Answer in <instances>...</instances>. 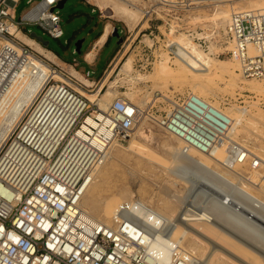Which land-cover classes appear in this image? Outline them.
<instances>
[{
  "label": "built area",
  "instance_id": "built-area-1",
  "mask_svg": "<svg viewBox=\"0 0 264 264\" xmlns=\"http://www.w3.org/2000/svg\"><path fill=\"white\" fill-rule=\"evenodd\" d=\"M60 1L41 0L18 19L16 7L20 0H0V37L14 40L27 52L28 48L10 28L30 35L25 24H38L51 37L61 39L64 31L57 8ZM87 1L93 11H102L92 0ZM187 1L128 2L141 11L148 23L132 38L134 42L141 36L135 61L140 73L150 72L160 56L148 40L169 39L165 54L169 60H179V43L167 38L162 27L170 25L171 33L181 25L162 17L160 9L182 11ZM193 2L189 0L190 4ZM157 30L160 32L155 34ZM215 31L220 44L217 55L237 61L244 77L264 80V8L233 11ZM125 32L123 29L120 47L128 39L123 37ZM190 35L201 47L209 37ZM2 57L0 49V65L4 66L6 57ZM51 67L67 80L48 82L39 91L0 150V264H205L175 241L168 258L164 257L155 245L158 234L149 219L151 209L140 201L123 203L110 224L89 217L81 202L94 172L108 160L113 146L124 145L131 138L135 125L146 116L181 140L185 152L194 149L210 154L223 145L224 164H247L261 173L259 181L264 178L263 157L233 142L232 118L193 92L156 94L144 108L116 96L102 107L101 93L91 101L72 83L88 91L94 90L93 85L89 87L61 67ZM156 102L164 107H157ZM155 107L162 112L158 118L153 115ZM203 199L211 204L209 194L191 189L188 208L199 211L209 207L201 205Z\"/></svg>",
  "mask_w": 264,
  "mask_h": 264
},
{
  "label": "rangeland",
  "instance_id": "rangeland-1",
  "mask_svg": "<svg viewBox=\"0 0 264 264\" xmlns=\"http://www.w3.org/2000/svg\"><path fill=\"white\" fill-rule=\"evenodd\" d=\"M39 1L41 0H20L16 7L17 18H22L23 14L33 4H36ZM192 1L194 2L190 4L188 0L184 6L185 9L182 11H167L165 9H160L162 17L170 18L174 22H178L181 25L179 28H175L176 31L173 30L171 33L170 25H167L166 28L163 26L162 32L166 34L165 36H167V38L169 37L170 39L177 41V43L180 41L190 43L191 41L197 49L199 48L200 50L208 53L213 62L218 63V60L226 62L222 63L224 65L221 69H218L222 71H218L215 76L209 77L201 86H194L195 81L192 83L191 81L184 82V80H182L181 82V80H179L178 82V79L174 80L170 78L166 79L167 81H164V79H158L155 76V69L159 64L165 63L167 68H171L170 70L174 73L179 70V61L174 62L169 60L168 56L165 54L166 46L170 40L164 39L163 37L154 41L148 40V44L152 45V50L155 51L157 55L160 54V56H157V61L155 62L153 69L146 73H140L138 71L135 61H137V47L140 44L138 40H141V36H139L138 40L134 42H132V38L137 35L139 28L147 27L148 23L145 22L146 17H143L141 11L132 4L128 3H132L134 0H92L94 3L98 2L108 6L102 11L98 8H96V11H93L94 7L87 0H67L63 8H58L62 19L61 25L64 31V36L61 39L51 37L38 24H25V28L29 33L34 32L38 36L43 37L45 41H49V47L54 52L72 62L74 58L81 59L90 49L94 40L101 35L105 26L109 25V35L111 38L100 54L99 64L96 71L92 72L88 65L84 62H81L79 66V69L83 74L90 71L91 78H94L100 74L103 66L111 58V56L114 55L113 62L108 70L98 76L102 79L106 78V83L109 85V89L104 88L100 92V101L103 104L101 106H104L105 103H110L116 96H122L139 106H143L144 108L148 103L153 102L156 94L162 96V94L171 95L172 93H184L190 91L204 97L212 104L221 107L223 111L232 118L233 122L231 131L237 130V133L234 132V135L236 136L235 139L249 149H252L254 153L264 158V80L246 79L242 76L236 81L231 79L229 73L231 72L230 70H232L231 65L235 66L233 69L240 73L239 66L238 63L230 57L217 55L220 52V44L217 43L218 34L217 31H215V28H221L229 19L230 15H228V13L231 14L233 11L243 9L264 8V0L256 2L255 0H249V4L251 3L250 5H248V0ZM260 2H263V4ZM122 7L135 12V17L130 18L122 13L116 14L114 9L118 10ZM166 13H168V16H166ZM114 27H118L120 36L123 35V29L126 31L125 36L123 37L128 39L124 47H120V44H118V38L112 36ZM176 27L178 26L176 25ZM159 32L160 31L157 30L154 33L158 34ZM22 33L27 35L24 30ZM190 34H193L194 36L197 34H208L209 37L201 47L197 40L193 39V36ZM27 37L34 39L31 34L27 35ZM81 39H84V42L80 53H77L75 51V43ZM34 40L36 41L35 44L25 43L29 46L27 47V52L36 55L49 66H53L49 61L52 55L45 50L50 49L43 46L36 39ZM1 44L2 41L0 37V45ZM126 62H130L131 65V71L129 70L130 72L128 73H125L126 71L124 68V64ZM116 66L117 68L113 75L112 72ZM63 67H65L68 71L71 68L67 65H63ZM199 74H203V72ZM56 79L59 78H51L48 82L53 83ZM89 81H92V79ZM256 84L263 86V90L261 92H256L251 89V87ZM101 87L102 85L97 83L95 85L93 84L91 89H100ZM240 87L242 89H240ZM81 92L84 93L83 90H81ZM87 97L89 96L87 95ZM89 98L92 99L93 97ZM156 106L164 107V105H161L159 102H156ZM161 114L162 112L157 111L155 107L153 110L154 117L158 118ZM134 133L124 145H118L114 148L111 152L112 158L108 159L97 170L93 181L86 190L82 199L81 205L84 206L86 211H89L86 208L87 203L103 202L104 200L110 198L119 199V202L139 199L146 204L153 205L155 198L161 194V190L165 189L168 183L175 181L177 184L174 188L184 197L180 207L184 208L185 205H188L189 207L191 204L187 201V196L191 190V183L199 176H205L209 179L210 185L213 184L211 186L214 187V191H211L210 188H204V190L214 194V204L216 206L214 211H216V215L221 216L219 217L220 219L224 218V221H226V218L230 216L227 214H231L230 211H232L231 208L234 205L233 202H238L240 199L245 197L243 195L245 194L244 190H250L252 194L264 199V180L262 179L261 182L259 181L261 173L250 169L247 164L237 165L232 169L226 168L223 164H221L222 160H220L224 157V151L219 153L215 150V157L219 158V161H216L212 156H210V158L214 160L210 162L213 167L218 166V168H216L219 171L229 174L230 177L232 176V179L229 178V180H226L220 174L214 172V170L202 166L200 164L201 160L199 158L201 155L199 152L192 151L189 156H183L181 153L176 154L174 150L180 148L182 145L181 141L175 136L167 133L162 127L158 126L157 121L154 119L151 120L146 116L141 124L134 129ZM165 166H167V168ZM180 171L184 173L187 172V175H185L187 176L185 177L186 181L183 180V182H180L176 179V173ZM238 175H243L250 180H247V183L243 182L244 184H241V182L238 181L239 179H233ZM212 180L213 182H217V184L211 183ZM259 182L263 183L262 189H259L258 186H256ZM149 186H151L150 189ZM162 186L164 188H162ZM242 186H245L246 188ZM217 187L219 189H217ZM228 191H230L233 200L231 199V202H226L225 200L223 206L226 207L219 208L220 205L216 196L220 195L219 192H222L221 195H224ZM241 195L243 197L239 199L238 197ZM200 203L203 206L210 205L208 200L204 199L200 201ZM229 203L230 206H228ZM243 204H241L240 210H247L249 206L246 205V203L244 205ZM245 205L248 207L246 208ZM173 206V203L168 205V207ZM223 206L221 205V207ZM250 207L251 208L248 210L252 209L254 210L252 212H257L256 214L262 213L261 215H264V205L261 207L263 209L254 206ZM228 210L230 211L228 212ZM235 212L236 211H233V214ZM93 217L98 218L94 214ZM99 219L106 221L107 223L113 222L109 220V214L102 215ZM183 245L189 251H191L190 249L192 247H195V253L200 257L204 255L205 246L199 242L193 240L188 243L183 242ZM222 264H228V261L225 260Z\"/></svg>",
  "mask_w": 264,
  "mask_h": 264
},
{
  "label": "bare ground",
  "instance_id": "bare-ground-1",
  "mask_svg": "<svg viewBox=\"0 0 264 264\" xmlns=\"http://www.w3.org/2000/svg\"><path fill=\"white\" fill-rule=\"evenodd\" d=\"M197 1H205V0H197ZM217 1H231V0H217ZM256 1H261V0H255V2ZM247 2L248 5L251 4V3L249 4V0ZM95 3L99 5L102 10H105L108 7L98 2ZM261 4H263V2ZM114 11H116V14L122 13L125 16H129L130 18H134L136 15L135 12H132L125 7L119 8L118 10L114 9ZM228 15L231 14L228 13ZM10 31L16 34V37L18 38L20 43L24 44L26 47H29L27 44L36 43L34 39L28 38L27 35L23 34L21 31H17L15 27H11ZM109 32H110L109 25H106L101 35L98 37L96 41V45L102 44ZM1 41H2V44L0 45L1 56H3L1 59L4 60V57H6V60L4 66L0 65V150L7 142L9 136L14 131L15 127L18 125V123L21 121L23 116L29 110L31 105L34 103V100L37 97L39 91L47 84V82L51 78L52 79L59 78V79L67 80L63 75L55 73L52 67L49 66L47 63H45L42 59L38 58L36 55L26 52L23 46H21L14 40L1 36ZM46 51L50 53L48 50ZM93 54L94 53L92 51L89 52L87 55L88 58H92ZM178 56H179V60H178L179 70L176 73L172 72V70H170L171 68L168 69L167 65H165L164 63L156 66L155 76L158 79H164V81L168 78L174 80L178 79V82L179 80H181V82L182 80H184V82L191 81L192 83L195 81L194 86H201L205 83V81L209 77L215 76V74H217L218 71H222L218 69H221L223 67L224 64L222 63H226L223 60H218V63L213 62L212 58L209 56L208 53L204 52L203 50H200L199 48L197 49V47L191 41L190 43H184L183 41L179 42ZM238 66L240 73L237 70H234L233 67L235 68V66L232 65H231L232 70H230L231 72H229L231 79H234V81L238 80L239 77L241 76L244 77L240 70L239 63ZM124 68L126 71L125 73L130 72L131 71L130 62H126L124 64ZM69 72L72 75H74L77 79H79L81 82L88 85L89 87L93 85L86 78H84L77 70L70 68ZM201 72H203V74H199ZM72 84L75 87V89H77L80 93H82L81 90H83L85 94L84 93L82 94L84 96L87 97L88 95L89 97H93L92 99L87 97L91 101H95L97 99V96L100 94L102 89L101 87L100 89L95 88L92 91H88L80 87L76 83H72ZM240 89L242 88L240 87ZM251 89L256 92H261L263 90V86L256 84L252 86ZM99 102L101 105H103L101 101ZM106 104L107 103H105L104 106L102 107H105ZM140 107L143 108V106ZM88 120L89 122L93 123L92 118ZM142 121L143 119L140 120L135 125L134 129L139 124H141ZM236 131L237 130L232 131V134L230 136L233 142H238L235 139L236 136L234 135V132ZM116 147L117 146H113L110 149L108 159L112 158L111 152ZM215 150L219 153L222 151L225 152V153L223 152L224 153L223 159H220L222 160L221 164H223V166L230 169L235 168L237 166V165L227 166L224 164V161L226 160V151L223 145L217 147L210 154L207 155L206 153H202L194 149L185 152L183 143L179 149H176L174 151L176 154L181 153V155L183 156H189L192 151L199 152L201 155V157L199 158L201 160L200 164L202 166L214 170V172L220 174L226 180H229V178L232 179V176L230 177L229 174L219 171L217 169L218 166H216L217 167L216 168L215 166L213 167L211 165V162L214 160H212L210 156H212L216 161H219V158L215 157V152H214ZM100 167L101 166H99L94 172V177L97 170ZM165 167L167 168V166ZM186 173L181 171L177 172L175 177L180 182H183V180H185V177H187L185 176L187 175ZM233 179H239L238 181L241 182V184L243 182H246L247 180H250L243 175H238L236 176V178ZM262 179L264 180V178ZM260 182L256 184V186H258L259 189H262L263 183ZM211 183L217 184V182H213V180L211 181ZM90 184L87 186L86 190L88 189ZM176 184L177 183L175 181L168 183L166 187L164 185L165 189H162L163 191L161 190V194L157 198H155L153 205L146 204L145 202L139 199L138 200L131 199L130 201L119 202V199L110 198L104 200L103 202L87 203L86 208L89 211H86L83 205H81V208L91 218H95L93 217L94 214L98 217L95 219L101 220L99 218L102 215L109 214V220L114 221L120 209V206L123 203L127 202L130 204L132 202L140 201L141 203L147 205L151 209L150 211L151 217L149 219H151L150 220L151 224L157 228V234H158V237L155 241V245L160 249V252L163 254L164 257L168 258L172 242L175 241L184 247L183 242L188 243L194 240L205 246V252L202 257H200L195 253V249H196L195 247H192L190 249L191 250L190 252L195 253L198 257L202 259V261L205 264H222L223 262H225V260L228 261V264H264V215H261L262 213L256 214L257 212L256 213L252 212L254 211L252 209L248 210L249 208H251L250 206L260 207V208L263 207L264 205L263 198L255 194H252L250 190H244L245 194L243 195L245 197L241 195L238 197L239 199L243 197L242 199H240V201L238 202L232 201L234 204V205L232 204L233 205V207L231 208L232 211L228 210V212L230 211L231 214H227L230 216H228V218H226L227 220L224 221L223 220L224 218L220 219L219 217L221 216L216 215V211H214L216 207L214 204V197H215L214 194H212V192L204 190V188H210L211 191H214L213 190L214 187L211 186L213 184L210 185V181L208 178H206L205 176H199L196 177L194 182L191 183L193 186V187L191 186V189H194L195 192H199L201 194L207 193L212 197L210 206L207 208H203L202 210L199 211L192 210L188 208V205L185 204H184L185 205L184 208L180 207V204L183 201L184 197L174 188ZM245 186L242 187L246 188ZM164 187L162 186V188ZM150 188L151 186H149V189ZM217 189L219 188L217 187ZM217 189L216 191L218 192ZM219 193L220 195L217 194L218 196H216L218 198V202L220 205L219 208H225L226 206L225 207L223 206L225 200L226 202L230 201L231 199L233 200L232 195L230 191L226 192L224 195H221L222 192ZM170 203H173L174 206L168 207ZM243 203L244 204L246 203V205L249 206V208H247L248 206L245 205L247 210L246 209L240 210L241 204ZM221 205L223 207H221ZM228 206H230V203L228 204ZM191 210L194 211V213ZM133 211L139 214V210H134L133 208ZM233 211L236 212L233 214ZM184 249L186 248L184 247Z\"/></svg>",
  "mask_w": 264,
  "mask_h": 264
},
{
  "label": "crops",
  "instance_id": "crops-1",
  "mask_svg": "<svg viewBox=\"0 0 264 264\" xmlns=\"http://www.w3.org/2000/svg\"><path fill=\"white\" fill-rule=\"evenodd\" d=\"M111 36L109 35V33L107 34L104 42L100 45H96V41L98 39V37L94 40V42L92 43L90 49L83 55V57L81 59H78V58H74L73 61H69L67 60L66 58L60 56L59 54H57L56 52H54L49 46L47 48L51 49V50H48L51 54H52V57L51 59L49 60L53 66H58V67H61L63 69H65V67H63V65H67L75 70H77L84 78H87V80L89 81L90 79H92V81H89L91 84H93V82H96V83H100V85L103 86V89L104 88H107V79H102V78H99L98 76L101 75V73H105L108 68L110 67V65L112 64L113 62V57L114 55L111 56V58L106 62V64L103 66L100 74L97 76V77H94V78H91V72L90 71H87V73L89 72V74L87 75L86 74H83L82 71L79 69V66L81 64V62H84L86 65H88V67L91 69V71H96L97 67H98V64H99V57H100V54L101 52L103 51L104 47L106 46L107 42L110 40ZM43 45V44H42ZM44 46V45H43ZM47 50V49H46ZM93 52V57L92 58H88V53L89 52ZM116 68L117 66L114 68L112 74L114 75L115 71H116ZM66 70V69H65ZM68 71V70H67ZM112 76V75H111ZM109 89V88H108Z\"/></svg>",
  "mask_w": 264,
  "mask_h": 264
},
{
  "label": "water",
  "instance_id": "water-1",
  "mask_svg": "<svg viewBox=\"0 0 264 264\" xmlns=\"http://www.w3.org/2000/svg\"><path fill=\"white\" fill-rule=\"evenodd\" d=\"M66 1H67V0H61V1L58 3L57 8H63L64 5H65V2H66ZM31 36H32L34 39H36L37 41H39L41 44H43L45 47H48V46H49V41H45V40L43 39V37L38 36L36 33H34V32L31 33ZM112 36L118 38V44L121 43L122 39H121V36H120L119 30H118V27H114L113 32H112ZM83 42H84V39H81V40H78V41L75 43V48H76L75 51H76L77 53H80Z\"/></svg>",
  "mask_w": 264,
  "mask_h": 264
},
{
  "label": "trees",
  "instance_id": "trees-1",
  "mask_svg": "<svg viewBox=\"0 0 264 264\" xmlns=\"http://www.w3.org/2000/svg\"><path fill=\"white\" fill-rule=\"evenodd\" d=\"M51 50V49H50Z\"/></svg>",
  "mask_w": 264,
  "mask_h": 264
}]
</instances>
